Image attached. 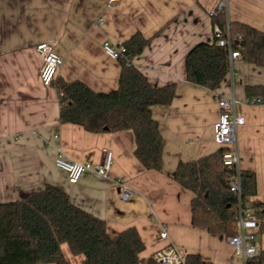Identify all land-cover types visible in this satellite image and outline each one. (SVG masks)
Returning a JSON list of instances; mask_svg holds the SVG:
<instances>
[{
	"label": "crops",
	"instance_id": "1",
	"mask_svg": "<svg viewBox=\"0 0 264 264\" xmlns=\"http://www.w3.org/2000/svg\"><path fill=\"white\" fill-rule=\"evenodd\" d=\"M221 1L0 0V202L52 184L74 204L104 219L111 237L135 227L146 247L143 259L174 245L204 264L231 261L228 237L193 225L194 193L173 178L180 161L223 147L216 131L222 116L218 97L233 95L245 118L237 130L239 170L254 172L257 178V195L249 205L264 199V104H251L246 94L248 85L264 86V66L240 56L216 90L187 80L186 56L196 44L214 41L209 13ZM224 1L228 21L264 31V0ZM136 33L150 42L133 58L134 66L154 87L176 84L171 104L152 107L163 136L161 171L146 169L136 157L131 129L94 133L60 123L58 92L40 78L43 58L36 47L46 42L64 60L56 80H80L96 92L113 91L122 63L106 54L103 43L125 42ZM103 147L115 154L106 176L88 173L71 183L55 165L59 153L71 161L100 163ZM256 244L264 254V227ZM62 250L68 264L83 262L84 255H74L68 244Z\"/></svg>",
	"mask_w": 264,
	"mask_h": 264
},
{
	"label": "trees",
	"instance_id": "2",
	"mask_svg": "<svg viewBox=\"0 0 264 264\" xmlns=\"http://www.w3.org/2000/svg\"><path fill=\"white\" fill-rule=\"evenodd\" d=\"M213 25L232 36L241 34L240 56L264 66V31L241 22L228 21L225 12L212 17ZM150 39L141 33L122 42L127 51L120 61L119 86L110 92H96L83 81H55L60 104V123L78 124L89 132H115L131 129L136 137L135 155L148 170L161 171L163 136L152 107L169 105L176 94V84L154 87L132 60L141 54ZM187 80L216 90L227 77L230 47L213 42L196 44L186 56ZM248 97L264 96V86H246ZM228 147L191 161H180L173 178L192 191V221L196 228L227 237L238 233L237 212L257 195L254 172L240 171L241 195L229 183L236 169L224 163ZM259 233L264 227V199L255 204ZM258 233V234H259ZM66 243L74 255H84L80 264H160L151 256L141 257L145 244L135 227L114 237L107 223L74 204L68 193L46 184L23 198L0 202V264H68L62 250ZM190 264H204L190 256ZM248 264H264V254Z\"/></svg>",
	"mask_w": 264,
	"mask_h": 264
},
{
	"label": "built area",
	"instance_id": "3",
	"mask_svg": "<svg viewBox=\"0 0 264 264\" xmlns=\"http://www.w3.org/2000/svg\"><path fill=\"white\" fill-rule=\"evenodd\" d=\"M110 3L113 0H109ZM226 2L223 0L219 3L215 11L209 13L210 17L224 12ZM214 38L218 45L230 47L231 64L240 57V48L232 49V44L236 43L240 46L243 40L241 34L232 36L230 27L226 30L218 25L213 27ZM104 51L107 55L114 59H120L127 51L126 46L122 42L106 40L103 43ZM39 55L43 58V64L40 71V78L45 86H53L57 79L60 68L63 65V58L46 42L39 43L36 47ZM218 102L222 110V116L217 124V140L223 147L229 150L224 153V163L230 168H235L236 173L232 174L229 183L231 188L241 195V177L239 170L240 157L236 149L237 130L239 126L245 123L244 116L239 112L240 102L235 96L218 97ZM251 104H264V97L254 96L249 99ZM103 159L100 163L79 162L66 159L61 153L55 158V165L64 171L71 183H77L80 178L88 173H96L106 176L114 164L115 154L108 148L102 149ZM129 194L128 188L124 187L123 196ZM257 208L253 205L242 204L237 212L236 219L238 221V233L228 237V242L233 247V258L226 264H248L249 260L257 257L261 252L256 244L260 224L257 220ZM162 237L166 236L165 232L161 233ZM152 257L160 264H190L189 254L183 249L174 245H167L156 250Z\"/></svg>",
	"mask_w": 264,
	"mask_h": 264
}]
</instances>
